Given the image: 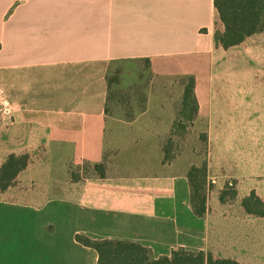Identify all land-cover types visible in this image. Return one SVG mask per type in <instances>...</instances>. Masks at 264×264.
I'll return each mask as SVG.
<instances>
[{
  "label": "crops",
  "instance_id": "obj_1",
  "mask_svg": "<svg viewBox=\"0 0 264 264\" xmlns=\"http://www.w3.org/2000/svg\"><path fill=\"white\" fill-rule=\"evenodd\" d=\"M217 28L213 0H0V167L28 156L0 193V259L97 264L81 236L136 243L152 259L182 248L264 264V218L241 205L251 192L264 201L263 153L258 141L250 162L243 142L223 135L258 128L241 117L262 103L212 74L225 52ZM140 62L153 77L193 78V97L182 91L175 110L116 106L109 77ZM189 106L187 131L207 133L201 217L188 179L194 161L165 162L163 152Z\"/></svg>",
  "mask_w": 264,
  "mask_h": 264
},
{
  "label": "rangeland",
  "instance_id": "obj_2",
  "mask_svg": "<svg viewBox=\"0 0 264 264\" xmlns=\"http://www.w3.org/2000/svg\"><path fill=\"white\" fill-rule=\"evenodd\" d=\"M219 28L216 29V33ZM216 54L212 74L214 76L224 77V86L241 87L242 92H253L254 94L248 96V101L252 98H259V114L252 112L249 109L248 115L241 117L244 122L254 123L259 122V127L246 132H226L223 135L231 139H237L243 142L244 152H249L247 158L249 161H255L256 143L259 141V153H263L262 171L264 173V32L258 33L247 38L242 45L233 47L225 52H221V56ZM228 79V80H226ZM231 79V80H230ZM225 82H228L225 83ZM109 95L111 102H115L116 106L122 108H134L140 110L146 106L157 107L162 104H168L167 107L175 110L177 96L182 91L189 87V80L186 77H168L159 78L153 77L149 72L145 62L132 63L124 65L119 71L115 72L109 77ZM151 94L148 104L146 96ZM192 105V104H190ZM177 109V108H176ZM254 110V109H253ZM193 106H189L187 114L185 113L183 119L175 118L173 129L169 133L168 141L163 147L165 162H188L194 161V166H191L189 173L192 175L194 183L193 207L199 208L200 204L205 203V185H206V164H205V141L207 133L197 132L192 130L187 131V120L192 118ZM196 125V124H195ZM198 126V125H197ZM193 134L198 137L199 144L192 147ZM216 132L213 135L216 137ZM237 136V137H236ZM179 159V160H178ZM7 160V159H6ZM260 168V162H259ZM84 170L92 171V166L84 167ZM99 172V171H98ZM100 173V172H99ZM232 184V186H229ZM212 184H209V187ZM229 198L234 196V183L228 180L225 185ZM4 192V191H3ZM0 191V193H3ZM246 240L255 242V238L246 237ZM250 246V245H249ZM221 248V247H220ZM224 245L221 248L222 255L225 254ZM212 255V254H211ZM213 256V255H212ZM252 261V260H249ZM31 261H24L16 259L15 257L7 260L0 259V264H31ZM34 264V263H33Z\"/></svg>",
  "mask_w": 264,
  "mask_h": 264
},
{
  "label": "trees",
  "instance_id": "obj_3",
  "mask_svg": "<svg viewBox=\"0 0 264 264\" xmlns=\"http://www.w3.org/2000/svg\"><path fill=\"white\" fill-rule=\"evenodd\" d=\"M214 9L223 32L214 35L215 45L224 50L239 46L247 38L264 32V0H213ZM109 85V83H108ZM193 78H190L184 99L193 97ZM28 164V156L10 155L0 167V191L11 187L18 174ZM95 169L102 171V166ZM188 179L194 190L192 175ZM196 195L193 191V197ZM244 211L252 216L264 218V201L260 200L254 192L241 203ZM205 211L204 201L195 214L199 217ZM75 240L84 247L93 249L97 254V264H239L231 259H216L203 251L193 252L186 249L173 250L169 256L152 259L149 251L143 246L122 241H91L85 237L76 236Z\"/></svg>",
  "mask_w": 264,
  "mask_h": 264
},
{
  "label": "built area",
  "instance_id": "obj_4",
  "mask_svg": "<svg viewBox=\"0 0 264 264\" xmlns=\"http://www.w3.org/2000/svg\"><path fill=\"white\" fill-rule=\"evenodd\" d=\"M21 1H27V0H21ZM5 107H6V104L3 101V99L0 97V108H5ZM229 186H232V184H229Z\"/></svg>",
  "mask_w": 264,
  "mask_h": 264
}]
</instances>
